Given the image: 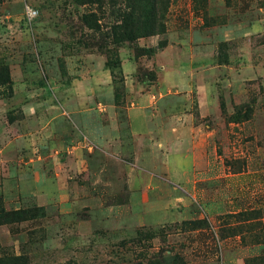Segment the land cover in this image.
I'll return each mask as SVG.
<instances>
[{
  "label": "rangeland",
  "instance_id": "1",
  "mask_svg": "<svg viewBox=\"0 0 264 264\" xmlns=\"http://www.w3.org/2000/svg\"><path fill=\"white\" fill-rule=\"evenodd\" d=\"M152 6L0 0V257L264 263V0Z\"/></svg>",
  "mask_w": 264,
  "mask_h": 264
},
{
  "label": "trees",
  "instance_id": "2",
  "mask_svg": "<svg viewBox=\"0 0 264 264\" xmlns=\"http://www.w3.org/2000/svg\"><path fill=\"white\" fill-rule=\"evenodd\" d=\"M127 6L130 11L125 16L126 21L121 30L128 36V39L153 34L158 21L153 12L152 0H148L145 8H142L139 3L136 4L132 0H127ZM0 264H28V262L22 255H12L0 257Z\"/></svg>",
  "mask_w": 264,
  "mask_h": 264
},
{
  "label": "crops",
  "instance_id": "3",
  "mask_svg": "<svg viewBox=\"0 0 264 264\" xmlns=\"http://www.w3.org/2000/svg\"><path fill=\"white\" fill-rule=\"evenodd\" d=\"M158 140V141H157ZM156 142H157V144H162V145H164V147L168 150V159H169V155H170V153H172V155L173 156H176V155H180V154H182V159L180 160V161H182L181 163V165H182V169H184V170H186V168H187V166H188V163H187V159L188 158H186V154H187V150H188V143H187V141H185L184 140V138H182V141H180V140H174V139H165L164 137H161L160 139L159 138H157L156 139ZM176 142H181L179 145L176 143ZM105 143H107V142H105ZM108 145L110 144V142L109 143H107ZM151 143H149V145H150ZM111 145V144H110ZM109 145V146H110ZM152 145V144H151ZM108 146V147H109ZM184 148L183 150H182V152H180V151H178V150H176L177 148ZM167 155V154H166ZM171 157L170 159L171 160H176L175 159V157Z\"/></svg>",
  "mask_w": 264,
  "mask_h": 264
}]
</instances>
